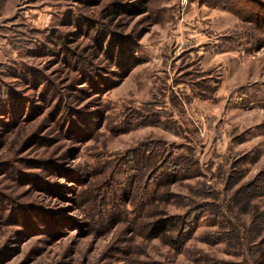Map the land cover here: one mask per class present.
Here are the masks:
<instances>
[{
  "label": "rangeland",
  "instance_id": "374dc122",
  "mask_svg": "<svg viewBox=\"0 0 264 264\" xmlns=\"http://www.w3.org/2000/svg\"><path fill=\"white\" fill-rule=\"evenodd\" d=\"M0 264H264V0H0Z\"/></svg>",
  "mask_w": 264,
  "mask_h": 264
},
{
  "label": "trees",
  "instance_id": "16d2710c",
  "mask_svg": "<svg viewBox=\"0 0 264 264\" xmlns=\"http://www.w3.org/2000/svg\"><path fill=\"white\" fill-rule=\"evenodd\" d=\"M160 224H161L160 221L156 223V228L159 229V232H161V230L164 229V224H161L162 226H160Z\"/></svg>",
  "mask_w": 264,
  "mask_h": 264
}]
</instances>
